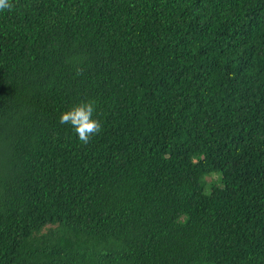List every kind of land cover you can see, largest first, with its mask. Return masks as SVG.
Returning <instances> with one entry per match:
<instances>
[{"label": "trees", "instance_id": "1", "mask_svg": "<svg viewBox=\"0 0 264 264\" xmlns=\"http://www.w3.org/2000/svg\"><path fill=\"white\" fill-rule=\"evenodd\" d=\"M12 3L0 264H264V0Z\"/></svg>", "mask_w": 264, "mask_h": 264}, {"label": "clouds", "instance_id": "2", "mask_svg": "<svg viewBox=\"0 0 264 264\" xmlns=\"http://www.w3.org/2000/svg\"><path fill=\"white\" fill-rule=\"evenodd\" d=\"M14 5L12 0H0V11H11ZM84 69L77 63L75 74H83ZM96 109V103L92 99L81 100L69 109L61 112L59 121L61 124H70L73 131L78 136L81 143L87 144L90 139L102 131V124L99 120L93 118Z\"/></svg>", "mask_w": 264, "mask_h": 264}]
</instances>
